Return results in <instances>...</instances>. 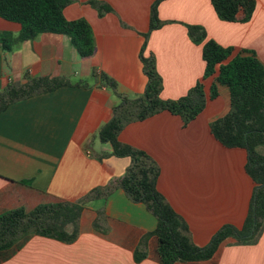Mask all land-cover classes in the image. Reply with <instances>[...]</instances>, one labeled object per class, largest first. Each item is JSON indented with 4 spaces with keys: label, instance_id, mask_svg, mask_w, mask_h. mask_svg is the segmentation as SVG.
<instances>
[{
    "label": "crops",
    "instance_id": "crops-1",
    "mask_svg": "<svg viewBox=\"0 0 264 264\" xmlns=\"http://www.w3.org/2000/svg\"><path fill=\"white\" fill-rule=\"evenodd\" d=\"M90 1L75 0L64 13L69 20L85 18L91 24L93 56L82 58L68 36L56 33L16 42L11 52L0 48V91L39 76L64 77L72 83L0 111V214L75 202L124 175L128 157L97 156L111 150L101 143L99 132L120 102L99 80L107 74L119 92L131 98L142 95L148 83L141 60L144 45L163 79L164 99L187 95L205 72L203 45L191 39L188 24L203 26L208 39L264 64V0H257L255 14L246 23L222 20L211 0H161L158 16L165 24L147 38L157 0H97L113 8L103 16ZM5 32L17 37L21 25L0 17V34ZM82 82L88 86L77 85ZM211 82H205L207 91ZM218 90L186 126L179 115L165 110L129 123L119 134L121 142L144 150L158 163V189L185 218L199 246L207 245L225 224L241 227L254 192L244 169L247 151L224 147L210 131L211 121L230 109L228 86L218 84ZM99 210L105 213L107 233L93 226ZM80 225L72 243L27 236L0 251V264H162L156 236L148 240L146 257L135 260L142 236L156 228L157 218L120 187L88 202ZM175 264H264V231L255 243L241 244L230 237L208 260Z\"/></svg>",
    "mask_w": 264,
    "mask_h": 264
},
{
    "label": "trees",
    "instance_id": "trees-1",
    "mask_svg": "<svg viewBox=\"0 0 264 264\" xmlns=\"http://www.w3.org/2000/svg\"><path fill=\"white\" fill-rule=\"evenodd\" d=\"M75 0H0V17L21 25L17 37L12 33L0 34V48L11 52L16 42L33 39L41 33L63 34L69 37L72 46L82 58L93 56L96 49L95 35L85 18L69 20L65 8ZM157 0L151 9L150 30L160 28L164 21L158 16ZM218 16L230 22H249L257 9V0H211ZM100 16L113 11L107 3L91 0ZM191 39L203 45L205 72L202 80L179 99H164L161 96L163 79L156 68L153 55L146 56L143 46L141 60L148 77L144 93L131 98L118 90L117 82L102 74L99 83L110 87L120 98L113 108V118L99 132L101 143L109 144L111 150L97 154L99 159L130 157L131 164L116 182L95 187L75 202L41 204L33 210L16 208L0 214V251L10 249L30 235H40L64 243L75 242L81 230V217L86 204L108 196L116 187L122 188L134 202L145 204L157 218L156 228L144 234L134 256L137 262L147 255L151 236L158 238V253L162 264L202 261L212 258L227 238L238 243L250 244L259 240L264 231V64L254 55H245L234 47H224L216 40L208 39L205 28L188 24ZM212 79L208 91L205 82ZM64 77L39 76L23 84L11 83L0 91V111L10 104L37 94L71 85ZM218 84L230 91V109L210 123L214 138L229 149L247 151L244 169L254 184L249 211L241 227L223 225L205 246L197 245L185 218L179 214L159 191L158 163L144 150L119 140V134L129 123L141 121L162 111H170L182 118L183 126L195 120L206 108L208 100L219 95ZM77 85L88 86L82 82ZM105 213L99 210L93 226L107 233Z\"/></svg>",
    "mask_w": 264,
    "mask_h": 264
},
{
    "label": "rangeland",
    "instance_id": "rangeland-1",
    "mask_svg": "<svg viewBox=\"0 0 264 264\" xmlns=\"http://www.w3.org/2000/svg\"><path fill=\"white\" fill-rule=\"evenodd\" d=\"M128 159L130 160V163H129V165L131 164V158L130 157H128ZM128 168V167H127ZM127 170V169H126ZM126 172V171H125Z\"/></svg>",
    "mask_w": 264,
    "mask_h": 264
}]
</instances>
